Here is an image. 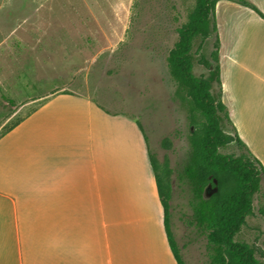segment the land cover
Returning <instances> with one entry per match:
<instances>
[{
  "label": "crops",
  "instance_id": "1",
  "mask_svg": "<svg viewBox=\"0 0 264 264\" xmlns=\"http://www.w3.org/2000/svg\"><path fill=\"white\" fill-rule=\"evenodd\" d=\"M249 1L264 14V0ZM235 5L220 0L215 11L231 13L219 39L222 102L264 166V20ZM139 128L90 98L58 94L5 132L0 264H177Z\"/></svg>",
  "mask_w": 264,
  "mask_h": 264
},
{
  "label": "rangeland",
  "instance_id": "2",
  "mask_svg": "<svg viewBox=\"0 0 264 264\" xmlns=\"http://www.w3.org/2000/svg\"><path fill=\"white\" fill-rule=\"evenodd\" d=\"M194 3L0 0V137L58 94L90 98L109 114L139 122L160 182L171 188V230L180 254L186 264H207L206 237L190 225L191 194L178 180L191 152V127L167 62ZM225 14L231 13L215 15L217 32L201 49V40L195 43L197 77L209 76L200 55L212 62L217 41L225 35ZM220 93L215 83L213 94ZM221 152L247 154L235 144ZM235 240L259 248L256 257L264 264V182Z\"/></svg>",
  "mask_w": 264,
  "mask_h": 264
},
{
  "label": "trees",
  "instance_id": "3",
  "mask_svg": "<svg viewBox=\"0 0 264 264\" xmlns=\"http://www.w3.org/2000/svg\"><path fill=\"white\" fill-rule=\"evenodd\" d=\"M230 1L250 8L264 20V14L251 1ZM217 2L195 0L167 58L169 72L177 85L175 94L186 106L191 127L188 136L191 152L178 180L188 186L191 194L190 225L206 237L207 264H261L256 257L259 248L235 240L253 214V201L261 190L264 166L240 139L222 102L220 40L212 53V62L200 55L199 63L209 71V76L197 77L193 72L196 41L201 40V49L217 32ZM215 83L221 88L218 96L213 94ZM9 102L14 106L12 100ZM138 126L143 131L139 122ZM232 144L244 148L247 154L236 156L221 152ZM149 155L164 208V226L171 251L177 264H186L171 230L170 185L161 184L158 165L153 154Z\"/></svg>",
  "mask_w": 264,
  "mask_h": 264
}]
</instances>
